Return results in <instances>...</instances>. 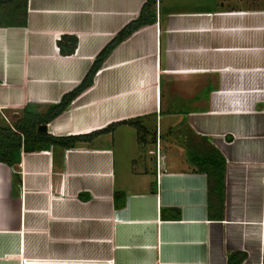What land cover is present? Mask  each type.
I'll return each mask as SVG.
<instances>
[{
    "label": "crops",
    "instance_id": "1",
    "mask_svg": "<svg viewBox=\"0 0 264 264\" xmlns=\"http://www.w3.org/2000/svg\"><path fill=\"white\" fill-rule=\"evenodd\" d=\"M145 2H0V126L57 104ZM161 5L45 124L74 146L0 162V264H262L264 8Z\"/></svg>",
    "mask_w": 264,
    "mask_h": 264
},
{
    "label": "trees",
    "instance_id": "2",
    "mask_svg": "<svg viewBox=\"0 0 264 264\" xmlns=\"http://www.w3.org/2000/svg\"><path fill=\"white\" fill-rule=\"evenodd\" d=\"M7 1L11 0H0V2ZM20 1H22V4L25 5L26 0ZM155 5L156 0H146V2L142 5L138 16L125 24L117 32V34L99 51L80 83L69 92L64 94L57 104L48 106L47 109L42 113L33 111L29 107H25L22 111L21 117L12 124V127L0 126V162H4L10 168H12L15 164L20 162L22 151L28 152L41 150L51 145L72 147L78 140H80L79 138H82L75 135L54 136L47 133L46 131H40L38 127L41 124H46L55 116L60 114L79 93L92 84L95 73L100 68L108 54L118 43L124 40L139 27L145 24H151L155 21ZM74 46L75 41H73V45L71 47L72 51ZM130 123L133 124V126H135L138 131H140V127H138L135 122ZM115 125L116 124L111 125L105 130L96 133L109 131ZM91 136L92 135H89L87 138H90ZM200 167L207 173L211 187L213 189L220 188L221 179L223 177L224 162H216L214 156H211V158H208L206 162L202 160ZM114 197L116 200L115 204L119 205L117 203L118 198L116 193ZM236 254L237 253H234V255ZM244 256L245 255H241V258L236 263H231L239 264ZM262 264H264V232Z\"/></svg>",
    "mask_w": 264,
    "mask_h": 264
},
{
    "label": "rangeland",
    "instance_id": "3",
    "mask_svg": "<svg viewBox=\"0 0 264 264\" xmlns=\"http://www.w3.org/2000/svg\"><path fill=\"white\" fill-rule=\"evenodd\" d=\"M12 1H8L7 5L4 6V9H10L12 7V4H10ZM175 0H161V7L163 9L164 4L166 5L168 2ZM158 4V3H157ZM176 4L174 5L176 9L180 10H195V9H214L216 6H221L222 4L224 6L230 5L231 7L235 9H259L264 8V0H176ZM180 4H184V6H180ZM20 10V9H19ZM0 21H11V16L6 13L0 12ZM12 123V122H11ZM264 177V175H263ZM259 188V185H258ZM257 199H259L260 195V204H261V212H264V178H263V186H260V191L258 193H254ZM257 199L255 203H252L254 206L258 203ZM259 202V201H258Z\"/></svg>",
    "mask_w": 264,
    "mask_h": 264
},
{
    "label": "water",
    "instance_id": "4",
    "mask_svg": "<svg viewBox=\"0 0 264 264\" xmlns=\"http://www.w3.org/2000/svg\"><path fill=\"white\" fill-rule=\"evenodd\" d=\"M38 129H39L40 131H46V126H45V124H41V125H39Z\"/></svg>",
    "mask_w": 264,
    "mask_h": 264
},
{
    "label": "built area",
    "instance_id": "5",
    "mask_svg": "<svg viewBox=\"0 0 264 264\" xmlns=\"http://www.w3.org/2000/svg\"><path fill=\"white\" fill-rule=\"evenodd\" d=\"M157 1V0H156ZM264 223V212L262 213V224Z\"/></svg>",
    "mask_w": 264,
    "mask_h": 264
}]
</instances>
